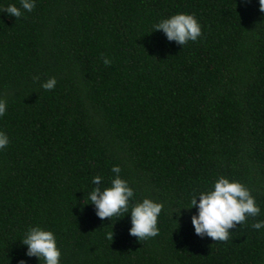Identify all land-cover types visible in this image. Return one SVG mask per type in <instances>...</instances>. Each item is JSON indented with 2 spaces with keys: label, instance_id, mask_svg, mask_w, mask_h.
I'll use <instances>...</instances> for the list:
<instances>
[{
  "label": "trees",
  "instance_id": "obj_1",
  "mask_svg": "<svg viewBox=\"0 0 264 264\" xmlns=\"http://www.w3.org/2000/svg\"><path fill=\"white\" fill-rule=\"evenodd\" d=\"M9 5L21 3L0 0V264H43L21 243L36 226L54 233L60 264H264L259 0H35L19 19ZM180 13L202 29L184 46L153 27ZM114 166L134 195L102 220L88 194ZM220 176L260 208L226 242L197 235L187 209ZM144 198L163 208L159 234L140 241L130 211Z\"/></svg>",
  "mask_w": 264,
  "mask_h": 264
},
{
  "label": "clouds",
  "instance_id": "obj_2",
  "mask_svg": "<svg viewBox=\"0 0 264 264\" xmlns=\"http://www.w3.org/2000/svg\"><path fill=\"white\" fill-rule=\"evenodd\" d=\"M21 8L31 12L35 8V0H20ZM21 8L9 5L4 9L12 17L19 19L22 15ZM259 10L264 13V0H259ZM154 31L162 30L169 41H176L179 45H186L189 41H196L202 35L201 25L194 14H175L170 18L162 19L154 26ZM104 64L110 65L111 60L103 57ZM39 76L34 80H39ZM55 77L41 84L45 90L55 88ZM6 113V101L0 100V116ZM9 143V138L4 132H0V149H4ZM112 172L115 177L110 187H101V177L93 178L94 190L88 194L91 204L95 205L96 215L100 219L122 215L129 212V200L134 195L128 182L120 177L121 168L114 166ZM163 204L144 198L131 206L130 234L139 240L156 237L159 234L157 227L158 216ZM198 208V215H193L191 220L195 233L199 236L207 235L214 241L226 242L229 240L230 230L242 225L246 217H256L260 214V208L251 195L250 190L239 181H230L220 176L213 188L201 191L194 195L187 209ZM175 215H181V209L175 210ZM252 227L261 229L264 221L255 222ZM108 240H113V232L106 234ZM27 246L28 257H38L43 264H60L61 251L57 247L56 237L53 232L36 226L30 227L21 241ZM19 264H26L21 260Z\"/></svg>",
  "mask_w": 264,
  "mask_h": 264
}]
</instances>
